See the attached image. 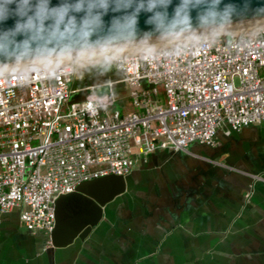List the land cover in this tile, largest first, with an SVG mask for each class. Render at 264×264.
<instances>
[{
  "label": "built area",
  "instance_id": "2783aa9c",
  "mask_svg": "<svg viewBox=\"0 0 264 264\" xmlns=\"http://www.w3.org/2000/svg\"><path fill=\"white\" fill-rule=\"evenodd\" d=\"M0 73V213L51 245L55 201L84 181L130 174L148 155L214 145L223 124L264 125V27L121 54L132 108L117 106L112 83L71 84L77 59ZM107 86L99 93L96 88Z\"/></svg>",
  "mask_w": 264,
  "mask_h": 264
},
{
  "label": "crops",
  "instance_id": "0c3cea01",
  "mask_svg": "<svg viewBox=\"0 0 264 264\" xmlns=\"http://www.w3.org/2000/svg\"><path fill=\"white\" fill-rule=\"evenodd\" d=\"M121 78L111 64L79 69L71 100L111 82L129 110ZM126 178L88 236L66 246L29 231L19 209L0 213V264H264V125L225 123L214 145L158 150Z\"/></svg>",
  "mask_w": 264,
  "mask_h": 264
},
{
  "label": "clouds",
  "instance_id": "9594fccd",
  "mask_svg": "<svg viewBox=\"0 0 264 264\" xmlns=\"http://www.w3.org/2000/svg\"><path fill=\"white\" fill-rule=\"evenodd\" d=\"M0 0V73L10 65L30 60L47 61L77 50H107L113 45L147 39L153 34L178 36L186 32L227 25L252 11L223 0ZM196 11V16L192 12ZM256 11L264 13V5ZM113 13L106 22L104 17ZM141 13L150 14L139 28ZM13 24L7 26V21ZM195 21V24H194ZM95 37V39H93Z\"/></svg>",
  "mask_w": 264,
  "mask_h": 264
},
{
  "label": "water",
  "instance_id": "95a60500",
  "mask_svg": "<svg viewBox=\"0 0 264 264\" xmlns=\"http://www.w3.org/2000/svg\"><path fill=\"white\" fill-rule=\"evenodd\" d=\"M59 0H52L55 5ZM179 0H173L172 5L169 6V14ZM235 3L242 4L243 0H223V4ZM252 11L240 16L234 17L233 21L227 25L212 29H204L193 34L186 32L178 36H161L153 34L147 39L137 37L136 40L123 42L121 44L113 45L106 51L101 49L89 50L81 54L79 50L66 54L63 56H55L47 61L30 60L23 63H16L10 65L5 71L25 68L30 66L48 64L53 62L65 61L70 59L94 56L99 54L123 51L128 49L152 46L157 44L187 40L192 38L247 31L264 27V13L256 11L259 6L264 5V0H251ZM113 13H109L104 19L107 22ZM150 14L141 13L139 17V28L147 31L148 27L144 24L146 17ZM192 16H196V11L192 12ZM13 21H7V26H11ZM195 24V21H194ZM95 39V37H93ZM64 65L58 63V67L62 68ZM127 186L126 176L121 175H106L93 180L84 181L80 183L76 191L60 195L55 201L56 224L51 233V245L55 247H62L69 245L75 241L76 238L84 239L92 231L103 217L104 206L116 198L118 195L125 192Z\"/></svg>",
  "mask_w": 264,
  "mask_h": 264
},
{
  "label": "bare ground",
  "instance_id": "6f19581e",
  "mask_svg": "<svg viewBox=\"0 0 264 264\" xmlns=\"http://www.w3.org/2000/svg\"><path fill=\"white\" fill-rule=\"evenodd\" d=\"M259 29V28H258ZM257 29V30H258ZM240 32V31H239ZM239 32H234V33H239ZM188 40V39H187ZM187 40H181V41H187ZM175 42H180V41H175ZM173 44V42H169V43H163V44H157V45H152V46H146V47H140V48H134V49H128V50H123V51H117V52H111V53H105V54H99V55H94V56H88L85 57L83 59L78 58L77 61L80 60H93V61H101L103 59H110L113 58V56H115L117 53H122V52H127V53H132V52H136V51H142V50H146V49H151L154 47H158V46H163V45H171ZM123 53V54H124ZM68 60L65 61H59V62H53L51 64H58V63H64ZM50 64V63H49ZM26 68V67H25Z\"/></svg>",
  "mask_w": 264,
  "mask_h": 264
},
{
  "label": "rangeland",
  "instance_id": "374dc122",
  "mask_svg": "<svg viewBox=\"0 0 264 264\" xmlns=\"http://www.w3.org/2000/svg\"><path fill=\"white\" fill-rule=\"evenodd\" d=\"M258 30L257 29H253V30H247V31H240L239 33H252V32H255V31H258ZM192 39H196V38H192ZM192 39H188V40H192ZM175 43H177V42H173V44H175ZM123 53L124 52L117 53L115 56H113V58L103 59L101 61L80 60V61H78L79 62V69H81V71H82V70H86V69L91 68V67L102 66V65L103 66H106L107 64H111V62L115 59V57H117L118 55H121ZM126 53L127 52H125L124 54H126ZM83 58H85V57H82L80 59H83ZM76 59H78V58H76ZM105 91H107L106 88L100 90V92H105Z\"/></svg>",
  "mask_w": 264,
  "mask_h": 264
}]
</instances>
